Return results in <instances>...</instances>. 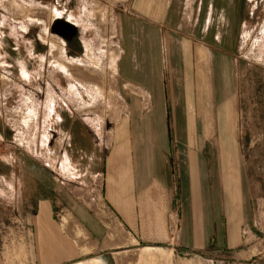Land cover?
Listing matches in <instances>:
<instances>
[{
	"label": "crops",
	"instance_id": "crops-1",
	"mask_svg": "<svg viewBox=\"0 0 264 264\" xmlns=\"http://www.w3.org/2000/svg\"><path fill=\"white\" fill-rule=\"evenodd\" d=\"M202 3L129 0L120 9L107 78L120 105L111 106L113 116L95 127L80 117L83 129L92 131V138L86 136L91 149L83 158L100 160L101 170H80L72 152L74 124L71 131L56 132L59 148L54 150L48 148L52 133L46 135L44 152L33 156L45 173L52 172L51 184L42 171L44 183L66 202L56 204L46 196L9 201L10 213L0 216V264H9L14 244L24 247L23 264H76L88 254L104 258L138 246L131 255L135 264H264L254 234L249 241L256 243L236 249L244 242L249 214L234 188L237 157L224 149L226 118L217 107L214 81L224 60L194 35L207 26L200 23ZM41 61L45 64L46 57ZM64 63L70 72L58 69L62 79H69L68 88L78 92L79 80L95 94L87 80L94 74L80 77L79 69ZM7 183L14 195L15 186ZM16 208L22 211V227L10 223ZM61 212L71 228L76 224L71 232L60 221ZM79 228L82 237L74 234ZM80 238L87 239L89 251ZM119 257L121 264L128 262Z\"/></svg>",
	"mask_w": 264,
	"mask_h": 264
},
{
	"label": "rangeland",
	"instance_id": "rangeland-1",
	"mask_svg": "<svg viewBox=\"0 0 264 264\" xmlns=\"http://www.w3.org/2000/svg\"><path fill=\"white\" fill-rule=\"evenodd\" d=\"M128 1L0 0V216L10 213L7 203L12 200L35 202L47 196L56 204L66 202L55 188L44 183L45 171L33 156L44 152L42 139L50 133L48 148H59L55 137H59L56 132L61 127L71 131L74 124L72 152L80 170H101L100 160L90 162L83 158L90 152V139L86 136L92 138V131L83 129L80 117L95 127L112 115L111 106L120 105V99L113 98L115 87L107 78L116 55L120 9ZM202 1L200 23L207 21V26L194 35L224 60L220 66L222 75L219 69L214 81L217 107H222L226 118L224 149L237 157L233 161V176H237L238 185L234 188L239 189V204L243 201L249 214L242 230L244 242L236 249L256 243L249 241L254 234L264 254V0ZM43 57L45 64L41 61ZM58 61L68 62L74 72L79 69L80 77L93 73L106 78L100 84L95 83L104 96L91 93L79 80L78 92L71 91L69 79H62L56 66ZM25 116H30L29 124H25ZM61 120L66 122L60 123ZM45 174L52 184V172ZM7 182L15 186L14 195ZM38 187L41 195L37 193ZM20 212L15 209L10 223L22 227ZM63 215L61 212L62 223L68 218ZM67 223L64 227L71 232L76 224L71 222V228L70 222ZM74 234L83 236L80 228ZM77 241L85 252L90 250L86 238ZM141 247L104 258L98 252L88 254L79 263L98 264L99 259L101 264H121L122 255L128 258V264H135L131 255H136ZM11 251L7 254L9 264H23V245L14 244Z\"/></svg>",
	"mask_w": 264,
	"mask_h": 264
},
{
	"label": "bare ground",
	"instance_id": "bare-ground-1",
	"mask_svg": "<svg viewBox=\"0 0 264 264\" xmlns=\"http://www.w3.org/2000/svg\"><path fill=\"white\" fill-rule=\"evenodd\" d=\"M55 16L56 17H58L59 16V13H56L55 14ZM54 16V17H55ZM116 64V63H115ZM56 66L59 68V69H61V70H63V71H65V72H70V68H69V66L67 65V64H65V63H62V62H60V61H58V62H56ZM104 79V81H106V78H103ZM102 78H99V77H97V76H95V75H92V76H89L88 75V77H87V80H88V82H90V88H91V91H94V93L96 94V96L98 95V96H104V92H103V90H102V88L99 86V85H97V84H100L101 83V80H103ZM95 83H97V84H95ZM82 85V84H81ZM103 86V85H102ZM32 112V111H31ZM31 120V118H30V116L28 117V116H25V119H24V122L27 124L29 121ZM64 225H66V226H68V223H67V219H65L64 220ZM97 262H98V264H101L100 263V260H97Z\"/></svg>",
	"mask_w": 264,
	"mask_h": 264
},
{
	"label": "trees",
	"instance_id": "trees-1",
	"mask_svg": "<svg viewBox=\"0 0 264 264\" xmlns=\"http://www.w3.org/2000/svg\"><path fill=\"white\" fill-rule=\"evenodd\" d=\"M33 177H34V175H31L32 181L34 180V182H35V181H36V180H35V177H34V178H33ZM42 190H43V189H42ZM41 192H42V191H41V188L38 187V192H37V193H38L39 195H41ZM37 193H35V194H37ZM46 197H47V196H46Z\"/></svg>",
	"mask_w": 264,
	"mask_h": 264
}]
</instances>
